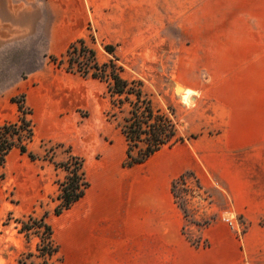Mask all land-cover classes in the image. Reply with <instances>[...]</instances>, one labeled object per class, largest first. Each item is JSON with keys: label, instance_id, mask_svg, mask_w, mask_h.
I'll use <instances>...</instances> for the list:
<instances>
[{"label": "rangeland", "instance_id": "374dc122", "mask_svg": "<svg viewBox=\"0 0 264 264\" xmlns=\"http://www.w3.org/2000/svg\"><path fill=\"white\" fill-rule=\"evenodd\" d=\"M193 1L197 2L185 0L183 7H177L185 16L184 32L168 30L172 44L184 47L182 52L151 53L142 45L128 52L112 46L114 54H110L105 48L108 44L97 39L92 27L85 40L100 65L114 60L123 68L126 80L141 83L143 96L152 100L156 110L174 117L184 137V119L194 111L203 116L220 113L218 106H210L215 101L239 116L255 110L264 113V0H200L198 5ZM3 3L0 125L18 120V105L11 99L25 95L35 127L28 146L38 159L31 160L15 149L0 165V264H63L65 235L61 221L65 211L55 214L60 204V183L68 175L61 164L75 155L84 162L79 151L83 144L91 147L106 141L125 145L118 129L123 114L112 104L108 81L67 73L52 62L51 56L61 54H52L47 48L41 24L46 17L44 0L41 4L38 0H9V10L5 0ZM19 15L25 27L17 22ZM227 80L254 85L236 86L237 92L227 94L222 86ZM114 113L118 120L112 117ZM89 166L84 163L86 179ZM202 189L193 174L174 182L177 203L188 217V226H203L210 215L208 207L214 211L212 207L217 205L213 195ZM29 216L52 226L58 247L53 257H39L36 250L40 237L32 233L26 237L19 231L18 221H28ZM185 234L193 243L200 242L190 228Z\"/></svg>", "mask_w": 264, "mask_h": 264}, {"label": "crops", "instance_id": "0c3cea01", "mask_svg": "<svg viewBox=\"0 0 264 264\" xmlns=\"http://www.w3.org/2000/svg\"><path fill=\"white\" fill-rule=\"evenodd\" d=\"M5 2L9 10V0ZM184 4L44 0L42 31L48 51L56 55L79 39L88 40L89 27L98 40L123 52L142 45L151 53L182 52L184 47L172 44L168 30L184 32L185 16L177 9ZM3 6L0 0L1 15ZM17 19L25 27L20 15ZM225 82L227 94L237 92L236 86L254 85ZM210 106H218L220 113L192 112L184 119L185 140L141 165L124 167L127 144H83L79 151L84 163H90L89 188L61 221L63 264H264V113L239 116L219 102ZM188 173L217 202L214 211L208 207L203 226H188L174 193V182ZM187 228L200 242L188 239Z\"/></svg>", "mask_w": 264, "mask_h": 264}, {"label": "trees", "instance_id": "16d2710c", "mask_svg": "<svg viewBox=\"0 0 264 264\" xmlns=\"http://www.w3.org/2000/svg\"><path fill=\"white\" fill-rule=\"evenodd\" d=\"M105 48L110 54H114V47L106 45ZM51 60L67 73L109 82L108 93L112 104L123 114L118 122V129L127 144L124 167L144 164L160 150L185 140L186 137L180 134L178 121L156 110L152 100L148 96H143L141 83L126 80L122 75L123 68L117 66L114 60L100 65L96 52L88 47L84 39L74 42L63 55L51 56ZM133 97H136V100H133ZM11 101L18 105L19 118L16 122L0 125V165L6 162L8 155L14 149H18L21 154H27L31 160L38 159L28 146L34 139L35 127L30 118L32 110L26 105V96L14 97ZM125 105H129L130 108L124 109ZM112 117L118 120L116 113ZM54 164L56 168L59 167L56 163ZM61 166L65 168L68 175L66 180L60 183L61 193L58 197L60 204L55 209L57 216L79 202L89 188L83 159L73 156L70 161ZM18 224L21 225L19 231L26 237H29L31 233L40 237L41 242L36 250L39 257L44 259L58 253L52 226L44 219L38 220L29 216L28 221L19 220Z\"/></svg>", "mask_w": 264, "mask_h": 264}, {"label": "bare ground", "instance_id": "6f19581e", "mask_svg": "<svg viewBox=\"0 0 264 264\" xmlns=\"http://www.w3.org/2000/svg\"><path fill=\"white\" fill-rule=\"evenodd\" d=\"M185 98H187V103L189 102L188 100L190 99V94H188Z\"/></svg>", "mask_w": 264, "mask_h": 264}]
</instances>
